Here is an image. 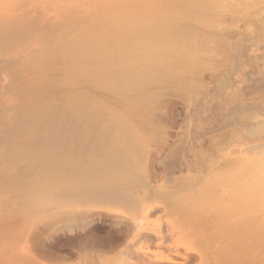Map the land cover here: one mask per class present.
<instances>
[{
    "label": "bare ground",
    "instance_id": "6f19581e",
    "mask_svg": "<svg viewBox=\"0 0 264 264\" xmlns=\"http://www.w3.org/2000/svg\"><path fill=\"white\" fill-rule=\"evenodd\" d=\"M81 1L89 23L0 63V193L34 213L0 217L1 237L70 231L81 252L123 256L100 264H264V9ZM97 206L116 212L107 236L89 230Z\"/></svg>",
    "mask_w": 264,
    "mask_h": 264
},
{
    "label": "rangeland",
    "instance_id": "374dc122",
    "mask_svg": "<svg viewBox=\"0 0 264 264\" xmlns=\"http://www.w3.org/2000/svg\"><path fill=\"white\" fill-rule=\"evenodd\" d=\"M85 4L87 3L81 0H0V32H1L0 33V63L10 62L11 58L17 56L18 54L21 55L25 49L29 51H31L33 48L41 49V45L39 44L40 42H43V40H45L46 42L47 41L52 42L55 34H57V36H60L61 34L67 35L70 32H74L73 31L74 28L84 26L85 24L89 23L90 20L92 19L91 18L92 14H89L88 10L84 7ZM263 9H264V0H257L254 4V8L252 9V11L257 13L258 10L263 11ZM262 20H264V12H262ZM242 22L243 21H238L237 23H235L233 28L242 31L245 30L246 28L244 27L240 28L243 24ZM239 25L240 27H238ZM254 27H258V26L254 25L252 28ZM59 30L61 31V33ZM39 35L41 36V38ZM248 37L249 35H246L245 41H247ZM48 47H49V53L45 52L48 56H46L44 60L52 59L53 62H55V56H54L55 53L53 51H50V49L53 47V44L51 43L50 45H48ZM36 65L39 66L40 64L37 62ZM55 71L56 69H52L49 72L50 75H52ZM57 74H59V71ZM230 76L231 77L229 78L233 79V75L231 74ZM229 78H227L228 79L227 81H229ZM225 84L226 83H224V85ZM216 105L214 108L213 107L208 108L209 111L207 110L205 112H202L199 118H197L196 116L194 120L196 119L197 120L194 121V123L190 126L189 132L194 133L192 131H195V129L198 127L197 125L199 122H201L200 125L203 124L202 123L203 121L205 123H208L209 119H212L214 115H218L219 107L217 108ZM210 109H212L211 112ZM213 109L216 110V114L214 113L215 110ZM0 182L2 181L0 180ZM4 185L5 184L2 183L1 185L2 187H0L1 188L0 191L1 193L3 192V196L4 194L8 193V191L5 192L6 188ZM1 193H0V217L7 218L8 214H10L11 217L9 218L11 219H15L18 221H25L28 220V218L32 217V215H34V213L32 214L33 211L31 210H30L31 212L28 210L25 211V213L21 211V214L19 211H15V208L17 207V202L15 201L13 202V199H10L9 202L5 198H3ZM159 205L160 207L163 206L162 204ZM12 208L14 210H12ZM91 209H93L95 212L102 211V213L104 214L102 219L104 221L102 219L97 218L96 215L92 216L93 218L90 224L91 226H89V230H91V232H94V234L100 237L105 235L106 231L110 233H107L105 236L113 233L115 227L111 226V223L109 222H111L112 219L111 216L114 215L116 212L108 209L107 207H101V206H97L95 208L93 207ZM170 218L171 216H168L164 211H160V212L154 211V213L151 215V219L156 221L159 220L163 221ZM94 228L96 230V233ZM9 229H10L9 223L0 221L1 232L3 230H9ZM6 235L4 236L2 235L3 237H1L0 234V259H2V261L0 260V264L2 263L6 264L7 260L9 261V263L7 264H11V261L14 264H20V263L30 264L29 261L32 262L31 264H86V262L88 261L91 262V264L92 262L94 264L96 263L100 264L104 261H108L109 259L115 260L114 262L117 261L116 258H118V260L123 259V256H121V254L120 255L116 254L118 253L116 251H113L115 254L110 252L108 253L107 251H104L106 254L104 252L103 254L101 253L102 251L100 252V250L96 254L95 253L93 254V252L91 253L81 252L78 249L76 242L68 241V239L74 235V233L70 231H64L63 233L44 237L38 242L32 241L33 237L30 229L27 230L21 229L18 232H16L15 230L13 233L8 234V236ZM66 239L67 241H65ZM64 241L66 243H64ZM11 243L14 245L13 248L17 252V256H16L17 258H15L14 256L13 258L12 255H10L8 259L7 253H11V252L6 251L7 253H5L4 251L7 247L11 246ZM155 244L156 242H153L151 244L152 245L151 249L155 251H159L158 247L154 246ZM74 245H76L77 248ZM142 245L147 247L148 242H144ZM196 252L197 250H194V252L191 251V253L193 254H195ZM102 254L103 257L101 256ZM106 257L107 258L109 257L108 260L106 259ZM4 259H6V261ZM24 260L27 261L25 262ZM199 262L200 261L198 259H193V261L189 264H199Z\"/></svg>",
    "mask_w": 264,
    "mask_h": 264
}]
</instances>
